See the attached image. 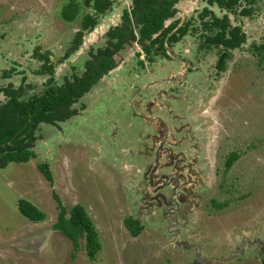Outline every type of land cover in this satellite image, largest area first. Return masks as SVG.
I'll list each match as a JSON object with an SVG mask.
<instances>
[{
	"label": "rangeland",
	"instance_id": "1",
	"mask_svg": "<svg viewBox=\"0 0 264 264\" xmlns=\"http://www.w3.org/2000/svg\"><path fill=\"white\" fill-rule=\"evenodd\" d=\"M68 1L0 0V88L19 87L26 76L25 98L43 92L47 76L37 75L43 63L33 57L36 48L51 53L58 85L64 75L81 76L131 4L113 0L63 61L83 16L93 13L76 0L81 13L68 23L61 16ZM205 6L181 0L177 18L191 24L190 34L165 53L152 50L151 65L138 44L125 46L115 55L116 68L73 105L70 120L58 128L41 125L34 159L0 169V264H261L264 50L256 47L264 46V0H245L229 15L247 42L231 51L223 73L215 68L220 49L201 48ZM249 6L251 17L238 16ZM4 100L0 93V104ZM232 153L238 158L226 169ZM43 164L52 183L39 169ZM54 196L68 213L75 205L85 208L102 247L95 260L87 257L84 240L74 251L55 230ZM21 200L45 220L22 216ZM128 218L143 226L139 236L125 228Z\"/></svg>",
	"mask_w": 264,
	"mask_h": 264
},
{
	"label": "trees",
	"instance_id": "2",
	"mask_svg": "<svg viewBox=\"0 0 264 264\" xmlns=\"http://www.w3.org/2000/svg\"><path fill=\"white\" fill-rule=\"evenodd\" d=\"M203 1L206 6L201 11L199 19L207 34L201 48L220 49L215 68L218 73H223L226 71L227 61L231 59V51L241 48L247 42V36L242 28L233 26L229 18V13L236 14L245 0ZM178 2L179 0H131L130 6L122 10L120 24L107 31L106 46L99 48L86 61L84 73L81 76L74 74L71 79L66 76L61 85H58L54 76L55 67L51 62V53L41 52L36 48L33 57L43 63L37 75L47 76L43 92L25 98L26 89L31 87L25 86L26 76L19 87L8 83L0 88V93L5 99L0 104V169H5L11 163L24 164L34 159L37 132L40 131L41 125L58 128L61 123L70 120L76 113L73 105L116 67L115 55L125 46L138 44L147 55L148 61L153 62L150 56L152 50L155 49V54L165 53V45H174L190 34L189 22L179 26V21H174L165 26L175 18L177 14L175 7ZM249 2L253 4L255 0ZM84 6L90 8L93 13L83 16L80 30L75 34L63 61L79 50L84 35L95 30L99 17L112 9L113 0H85ZM214 7L225 11L226 14L222 17L216 16L212 11ZM80 13L81 5L76 0H69L61 10L63 20L68 23L75 22ZM253 13V8L249 6L241 9L238 16L248 18ZM256 50L260 52L264 50V46L256 47ZM2 77L10 78V71L4 72ZM237 158V154L232 153L226 161V169H230ZM39 169L52 183L48 165H40ZM54 197L59 208L55 230L70 240L74 251H78L80 241L84 240L87 257L95 260L102 247L97 230L85 208L75 205L68 213L61 200L57 196ZM18 210L33 223L42 222L46 218L42 211L25 200L19 201ZM124 226L132 237L139 236L143 231L140 222L133 218L126 219ZM261 264H264V258Z\"/></svg>",
	"mask_w": 264,
	"mask_h": 264
},
{
	"label": "flooded vegetation",
	"instance_id": "3",
	"mask_svg": "<svg viewBox=\"0 0 264 264\" xmlns=\"http://www.w3.org/2000/svg\"><path fill=\"white\" fill-rule=\"evenodd\" d=\"M180 3H181V0H179V2L177 3V5H176V7H175V8L177 9V14H176L175 18H174L173 20L170 21V23H171V22H174V21H180V20L177 18L178 14H180V13L182 12V9L178 7V5H180ZM224 14H226L225 11L223 12V15H224ZM232 14H233V13H229V15H232ZM223 15H222V16H223ZM222 16H221V17H222ZM184 23H185V22H181V23H179V26H182ZM165 26H166V25H165ZM176 30H177V29H176ZM176 30H175V31H176ZM175 31H174V32H175ZM184 38H185V37H184ZM184 38H183V39H184ZM183 39H182V40H183ZM182 40H180L179 42H177V43L174 44V45H177V44L180 43ZM82 44H83V43H82ZM174 45H171V46H174ZM81 46H82V45H81ZM81 46H80V47H81ZM166 46H167V45H165V48H166ZM80 47H79V49H80ZM156 55H157V54H155L154 56H156ZM140 56H141V55H140ZM140 56H139V58H140ZM144 57L147 59L146 61H147L148 65L153 64L154 61H155V58H156V57H153V56H152L151 58L153 59V62H149V61H148V58H147V55H146L145 53H144ZM114 59H115V58H114ZM140 60H141V58H140ZM115 62H116V61H115ZM116 64H117V63H116ZM115 68H116V67H115ZM115 68H114V69H115ZM114 69H113V70H114ZM111 71H112V70H111ZM109 72H110V71H109ZM109 72H108V73H109ZM60 85H61V84H60ZM156 140H158V139H156ZM162 141H163V140H162ZM156 142H157V141H156ZM158 148H159V150H160V146H159Z\"/></svg>",
	"mask_w": 264,
	"mask_h": 264
},
{
	"label": "crops",
	"instance_id": "4",
	"mask_svg": "<svg viewBox=\"0 0 264 264\" xmlns=\"http://www.w3.org/2000/svg\"><path fill=\"white\" fill-rule=\"evenodd\" d=\"M120 24V23H119ZM86 63V62H85ZM74 67V66H73ZM67 75H64V77H63V80H64V78L66 77Z\"/></svg>",
	"mask_w": 264,
	"mask_h": 264
}]
</instances>
